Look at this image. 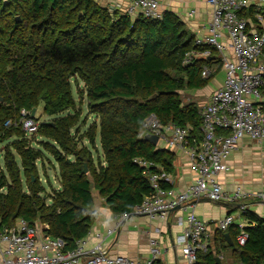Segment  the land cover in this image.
I'll return each mask as SVG.
<instances>
[{"label":"trees","instance_id":"16d2710c","mask_svg":"<svg viewBox=\"0 0 264 264\" xmlns=\"http://www.w3.org/2000/svg\"><path fill=\"white\" fill-rule=\"evenodd\" d=\"M256 13L252 7L240 15L256 23ZM195 41L182 19L168 11L161 20H151L111 14L94 0H0V145H6L5 169L0 168L1 232L20 219L30 226L47 225L48 236L74 250L97 221L98 197L115 217L134 214L152 193L149 174L172 173L176 159L174 152L145 140L146 120L155 115L162 125L191 127L201 139L202 109L184 104L181 93L205 89L217 72L202 77L211 58L183 65L188 52L207 48ZM80 83L77 94L97 118L89 129L73 93ZM41 104L52 120L39 125L45 141L34 148L15 124L22 110L32 112ZM47 153L58 166L60 186L52 193L39 173ZM135 160L149 163V172ZM243 217L249 225L218 230L197 264H217L227 251L239 264H264V219L250 210ZM242 233L247 234L244 246L237 242Z\"/></svg>","mask_w":264,"mask_h":264},{"label":"built area","instance_id":"2783aa9c","mask_svg":"<svg viewBox=\"0 0 264 264\" xmlns=\"http://www.w3.org/2000/svg\"><path fill=\"white\" fill-rule=\"evenodd\" d=\"M209 2L213 7L212 22L206 37L196 38L195 41L196 46L207 48L188 52L183 61L184 66H194L198 60L212 59V49L222 56L224 84L201 110V139L191 134V127L183 128L173 123L162 125L155 115H151L145 122L148 133L157 136L158 143L164 144L167 150L187 153L191 172L196 179L184 192L177 193L163 186L165 173L149 174L152 193L134 212L159 222H166L177 208V211L186 214V217L178 219L179 225L184 227L178 242L187 264H197V256L206 250L210 238L206 224L195 213L194 202L206 198L214 203H234L251 197L241 187H237L233 194H228L218 181V176L230 171L226 162L245 137L264 145V31H250L248 20L239 15L240 11L253 5L257 11L256 19L263 22L264 0ZM124 15L161 20L163 11L159 0H131ZM224 37L230 42L232 59L224 56L227 50ZM215 72L214 67L205 68L202 77L207 79ZM20 115L21 119L15 125L21 126L27 137L37 134L39 124L31 117V112L22 110ZM6 125L11 126L12 123ZM218 130L230 134L218 135ZM135 163L149 172V163L143 160H135ZM254 196L264 204V192ZM129 217L120 218L123 222ZM234 223L235 217L228 215L219 221L218 230L227 231ZM113 233L114 230H110L107 235ZM246 241V233L237 239L240 246H244ZM105 247L100 243L87 248V240L83 239L77 242L74 250H67L66 241L48 235L40 237L39 228L30 226L22 219L0 233L2 264H80L84 258L86 264H156L163 250L158 241L152 240L151 258L147 262H140L124 256H111Z\"/></svg>","mask_w":264,"mask_h":264},{"label":"crops","instance_id":"0c3cea01","mask_svg":"<svg viewBox=\"0 0 264 264\" xmlns=\"http://www.w3.org/2000/svg\"><path fill=\"white\" fill-rule=\"evenodd\" d=\"M94 1L98 6L106 8L111 14H124L131 0ZM209 1L159 0L163 13L168 11L179 16L186 24L187 29L195 35V38H205L208 33V27L213 19V7ZM252 7L254 8L255 6L250 5L248 9L240 11L239 15L245 11L248 12ZM247 20L250 31H264V21L259 22L257 20L256 23H253L250 19ZM223 42L227 46L224 56L232 59L233 51L230 48L229 40L224 37ZM215 53L211 59L213 61L211 67L216 69L215 78L219 74H223L224 78L222 82H217L213 86H210L212 84L210 83L205 89L196 91L195 97L197 99L193 103L198 104L201 109L210 103L215 92L224 84L225 73L222 69V56L216 51ZM158 147L166 149L162 143H158ZM172 152L176 155L173 172L165 173L163 186L166 189L181 193L186 190L190 183L195 181L196 176L191 172L187 153L180 150H173ZM226 163L230 171L221 173L218 176V181L225 192L233 194L237 187H241L245 192L250 193L251 197L233 203L242 204L241 207L223 205L232 204L227 201L219 204L208 202L206 198L194 202L195 213L204 221L207 232L210 235L208 242L213 240L218 231L219 221L228 215H233L235 217L234 224L242 228L249 225L243 217V210H250L264 219V204L254 196L264 192V145H260L250 137H245L237 144L236 150L232 152ZM96 208L98 218L85 238L87 240V248H93L103 243L111 256H124L132 260L147 262L151 258L150 242L156 240L163 249L160 260L157 263L187 264L182 254V246L178 242V238L184 231V227L179 225L178 219L186 217V214L175 211L171 213L166 222L154 221L146 216L138 215L129 217L122 222L120 217L113 216L109 208L105 206L104 200H96ZM118 225L120 226L116 230ZM37 227L40 230V237L47 235L46 230L49 229L47 225H39ZM110 230H114L115 233L108 236L107 234ZM0 233H2L1 230ZM219 258L221 259V264H239L237 260H234L231 251L222 253ZM225 258L227 259L225 260ZM2 260L0 258V264H2ZM80 264H86V258Z\"/></svg>","mask_w":264,"mask_h":264},{"label":"rangeland","instance_id":"374dc122","mask_svg":"<svg viewBox=\"0 0 264 264\" xmlns=\"http://www.w3.org/2000/svg\"><path fill=\"white\" fill-rule=\"evenodd\" d=\"M223 78H224V75L219 74V76L216 77L211 82L212 84H210V86H213V84H216L217 82H222ZM81 86H83L81 83L77 87H75V85H73V93H74L75 101L77 103V108L79 110H81V112H82L81 122H82V124L87 122V125L84 129H86V128L89 129L97 121V118L89 114L86 98L84 97V99H81L80 95L77 94V91H79V89H81ZM195 93H196V91H191V90H187V91L182 92L181 98H182L183 103L188 104V103L195 102L197 99L195 97ZM31 114H32V112H31ZM35 120L38 122L39 125H41L45 122H50L52 120L51 117H49L48 115H46L44 113V105L43 104H41V106H39L37 108ZM28 138H30L34 142L33 143L34 148H39V142L45 141V139H43L41 136H39V133L35 134L32 137L30 136ZM5 146H6L5 144L0 145V168H2V169H5V164H4V154H5V149H6ZM97 148H98L100 155L102 156V149H101L99 136L97 139ZM92 151L94 153L95 160L97 161L98 154H97L96 150L92 149ZM46 156L48 159L47 158L45 159L44 170L39 165V173H40V177L42 180V184L46 187L47 192L52 193L53 190L59 189V186H60L59 181H58V166L56 165V163L54 162V160L52 159V157L48 153ZM17 160H18V158H17ZM18 162H19V160H18ZM95 194L97 196L98 193L95 192ZM97 201H101V199L98 197ZM226 259L227 258H225V260Z\"/></svg>","mask_w":264,"mask_h":264},{"label":"water","instance_id":"95a60500","mask_svg":"<svg viewBox=\"0 0 264 264\" xmlns=\"http://www.w3.org/2000/svg\"><path fill=\"white\" fill-rule=\"evenodd\" d=\"M17 21H20V18L18 17L17 18ZM157 96L155 95V96H153L151 99H155ZM0 102H3V99H0ZM36 113H37V109H33V111H32V114H31V117L32 118H36ZM145 140L146 141H148L149 143H151V144H153L154 146H157L158 145V141H159V139H158V137L157 136H155V135H153V134H147L146 136H145ZM88 173V165L87 164H85V168H84V174H87ZM207 201L208 202H212L211 200H209V199H207ZM215 203H222V202H215ZM223 205H225V206H236V207H241L242 206V204H223ZM179 208H177L176 210H174L173 212H175V211H177ZM172 212V213H173ZM132 216H137V214L136 213H134V214H132L130 217H132ZM225 237L227 238V240H228V242H229V245L230 246H233V242H232V239H231V237H230V235L227 233L226 235H225ZM216 262H217V264H221V259L218 257V258H216Z\"/></svg>","mask_w":264,"mask_h":264}]
</instances>
